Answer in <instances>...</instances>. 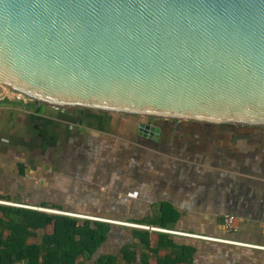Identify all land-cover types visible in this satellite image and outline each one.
Returning a JSON list of instances; mask_svg holds the SVG:
<instances>
[{
    "label": "water",
    "instance_id": "water-1",
    "mask_svg": "<svg viewBox=\"0 0 264 264\" xmlns=\"http://www.w3.org/2000/svg\"><path fill=\"white\" fill-rule=\"evenodd\" d=\"M0 85L36 109L264 127V0H0Z\"/></svg>",
    "mask_w": 264,
    "mask_h": 264
},
{
    "label": "crops",
    "instance_id": "crops-1",
    "mask_svg": "<svg viewBox=\"0 0 264 264\" xmlns=\"http://www.w3.org/2000/svg\"><path fill=\"white\" fill-rule=\"evenodd\" d=\"M36 108L0 102V201L122 228L102 252L139 243L151 261L174 257L172 246L151 253L134 237L139 229L186 247L191 257L178 264H264V127L157 119L172 126L166 144L150 146L89 111L81 119L80 108ZM162 216L172 218L168 228L147 223Z\"/></svg>",
    "mask_w": 264,
    "mask_h": 264
},
{
    "label": "trees",
    "instance_id": "trees-1",
    "mask_svg": "<svg viewBox=\"0 0 264 264\" xmlns=\"http://www.w3.org/2000/svg\"><path fill=\"white\" fill-rule=\"evenodd\" d=\"M171 219L162 216L144 222L168 228ZM115 229L122 228L109 222L0 203V264H178L191 257L186 247L171 245L169 236L139 229L132 233L151 253L172 246L174 257L169 254L151 261L139 243L127 244L116 252H102ZM115 238L123 240L124 236L121 233ZM154 241L159 242L157 249Z\"/></svg>",
    "mask_w": 264,
    "mask_h": 264
},
{
    "label": "flooded vegetation",
    "instance_id": "flooded-vegetation-1",
    "mask_svg": "<svg viewBox=\"0 0 264 264\" xmlns=\"http://www.w3.org/2000/svg\"><path fill=\"white\" fill-rule=\"evenodd\" d=\"M72 109V108H71ZM74 109V108H73ZM79 109V108H77ZM68 110V109H67ZM83 110V109H82ZM84 112H78L75 115L77 117L86 118L85 112L89 111V116L88 118L91 119L94 122H99L101 121V117L104 116L105 118H109V127L112 129V131L116 134H122L120 129L122 127H125L124 134L125 136H129L130 139L135 141L140 140L141 142L150 145V146H161L166 144V132H169L172 126L171 122H164L163 124H157L153 118H148V117H141V116H136L133 114H124V113H117V112H106V111H101V110H93V109H86L83 110ZM70 113H72L70 111ZM103 121V120H102ZM107 121V120H106ZM141 122H150V123H155L158 126L161 127L162 132L164 131L163 134H161L160 139H156L155 137H145L141 134H139L138 127Z\"/></svg>",
    "mask_w": 264,
    "mask_h": 264
},
{
    "label": "built area",
    "instance_id": "built-area-1",
    "mask_svg": "<svg viewBox=\"0 0 264 264\" xmlns=\"http://www.w3.org/2000/svg\"><path fill=\"white\" fill-rule=\"evenodd\" d=\"M26 100H30L26 95L21 94L19 92H16L13 88H10L8 86L0 85V102H8V101L23 102ZM0 203L13 205V206H20V207H29V208H33V209H37V210L55 211V210L43 209L42 207H30V206H26L23 204L14 203L11 201H0ZM56 212L61 213V211H56ZM133 225L136 227L142 226L144 228L152 229V230H163L162 228H159V227L145 226V225H139V224H133ZM225 225L228 229L233 228V226H232L233 225V217L232 216H226L225 217Z\"/></svg>",
    "mask_w": 264,
    "mask_h": 264
}]
</instances>
